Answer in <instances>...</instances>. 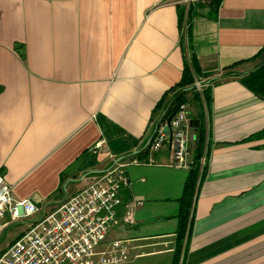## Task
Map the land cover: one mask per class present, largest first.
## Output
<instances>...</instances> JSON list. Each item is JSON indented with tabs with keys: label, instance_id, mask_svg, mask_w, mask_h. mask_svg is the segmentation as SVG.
I'll list each match as a JSON object with an SVG mask.
<instances>
[{
	"label": "crops",
	"instance_id": "1",
	"mask_svg": "<svg viewBox=\"0 0 264 264\" xmlns=\"http://www.w3.org/2000/svg\"><path fill=\"white\" fill-rule=\"evenodd\" d=\"M181 1L0 0V173L36 217L83 190L87 173L144 147L182 77L181 12L203 81L259 64L264 0ZM211 95L209 110L188 103L189 122L205 118L209 154L179 264H264V99L236 79L211 83ZM89 154L98 165L85 170ZM136 157L143 162L123 161L121 197L142 205L106 244L128 245L125 264H172L189 169L169 143L152 163ZM24 225L4 231L15 241Z\"/></svg>",
	"mask_w": 264,
	"mask_h": 264
},
{
	"label": "built area",
	"instance_id": "2",
	"mask_svg": "<svg viewBox=\"0 0 264 264\" xmlns=\"http://www.w3.org/2000/svg\"><path fill=\"white\" fill-rule=\"evenodd\" d=\"M198 1L181 2L189 7ZM205 83L196 80L199 93ZM166 127L169 132H165ZM196 139L195 128L189 122V105L180 104L169 123L159 124L147 148L150 157L144 162L152 163V156L169 143L176 166L189 169ZM96 151H105L104 142L97 144ZM136 156L133 162L142 163ZM205 162L203 156L200 163L203 166ZM124 167L122 161L103 173L89 175L83 190L38 217L35 215L39 208L35 203L29 198L16 200L12 186L0 173V237L9 223L26 222L27 225L0 255V264L127 263L129 247L125 242L114 240L106 244L113 229L134 224L136 209L142 205L139 201L125 203L121 197L122 189L129 184Z\"/></svg>",
	"mask_w": 264,
	"mask_h": 264
},
{
	"label": "trees",
	"instance_id": "3",
	"mask_svg": "<svg viewBox=\"0 0 264 264\" xmlns=\"http://www.w3.org/2000/svg\"><path fill=\"white\" fill-rule=\"evenodd\" d=\"M221 0H217L216 8ZM189 17L185 19V12H181L179 16L180 27L183 31L181 36L182 46L185 48V63L182 72V77L179 83L173 88L175 92L170 105L167 107V99H163L158 104L159 114L165 111V115L158 117V123H168L177 111L180 104L190 103L191 100H195L199 103L198 106L204 105V107L209 110L212 104L211 95V83H220L227 80H238L243 86L254 93L261 99H264V49L254 57V60L260 59L259 64L250 72L245 74H237L229 72L221 79H213L205 83V87L202 92L199 93L195 87L196 80H202L203 74L196 59L195 55L191 52L189 44ZM185 22L187 24L186 30H184ZM186 45V46H185ZM21 50V49H18ZM236 65L229 67L227 70L235 68ZM199 120V125L195 128L197 135L195 148L192 156V163L188 170V175L184 184L183 194L179 199L180 210L178 214L179 227L176 233V250L173 258L172 264H179L182 254L187 247L188 240L191 234V226L194 217V207L198 198V192L200 186L205 179L207 172V157L209 154V145L207 142V129L206 121L203 115L198 114L196 117ZM148 153L147 150L144 151L143 155ZM205 156L206 162L202 166L200 159ZM98 165L96 155L85 156L84 169L94 168Z\"/></svg>",
	"mask_w": 264,
	"mask_h": 264
},
{
	"label": "water",
	"instance_id": "4",
	"mask_svg": "<svg viewBox=\"0 0 264 264\" xmlns=\"http://www.w3.org/2000/svg\"><path fill=\"white\" fill-rule=\"evenodd\" d=\"M164 115H165V113H164ZM170 120H171V119H170ZM168 123H169V122H168ZM159 124H160V123H157V124H156L155 128L153 129L152 133L150 134V136H149V138H148L146 144L144 145V147H142V148L138 149L137 151H134V152H132V153H130V154H128V155L120 156V157L116 158L114 161H112L111 165H110L107 169H104V170H102V171H92V172H89V173H87V174L85 175V177H86V176H89V175H92V174L103 173V172H105V171L111 169L112 167H114V166L117 165L118 163H120V162H122V161H124V160H126V159H128V158H132V157H134V156H136V155H138V154H140V153H143V152H144L145 150H147V148L149 147V145H150V143H151V141H152V139H153V137H154V134H155V132H156L158 126H159ZM190 124H191V126H192L193 128H197L198 125H199V121H197V120H191V121H190ZM165 132H169V128H168V127L165 128Z\"/></svg>",
	"mask_w": 264,
	"mask_h": 264
},
{
	"label": "rangeland",
	"instance_id": "5",
	"mask_svg": "<svg viewBox=\"0 0 264 264\" xmlns=\"http://www.w3.org/2000/svg\"><path fill=\"white\" fill-rule=\"evenodd\" d=\"M260 60V59H259ZM27 225L22 226L23 229L26 228ZM16 235H12L9 232H3L2 236L0 237V255L3 254L8 247L13 243ZM133 264H143V261H138Z\"/></svg>",
	"mask_w": 264,
	"mask_h": 264
}]
</instances>
